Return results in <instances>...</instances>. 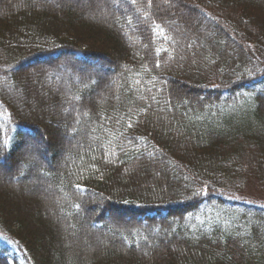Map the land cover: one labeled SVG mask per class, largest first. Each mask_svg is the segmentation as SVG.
<instances>
[{"label": "trees", "instance_id": "16d2710c", "mask_svg": "<svg viewBox=\"0 0 264 264\" xmlns=\"http://www.w3.org/2000/svg\"><path fill=\"white\" fill-rule=\"evenodd\" d=\"M257 185L264 0H0V264H264Z\"/></svg>", "mask_w": 264, "mask_h": 264}, {"label": "rangeland", "instance_id": "374dc122", "mask_svg": "<svg viewBox=\"0 0 264 264\" xmlns=\"http://www.w3.org/2000/svg\"><path fill=\"white\" fill-rule=\"evenodd\" d=\"M200 16H202L200 18L203 19L204 22H207V19L203 15H200ZM204 18H205V20H204ZM56 80H58V78H56L54 76V78L53 77L48 78L47 82L52 83L53 81H56ZM71 91H72V88L69 87V92H71ZM67 97H68V95H67ZM75 97H76V95L74 94V96H71L70 98L74 99ZM56 123H57V125H63L64 124V122H56ZM72 132H74V131L71 129V133ZM30 182H32V180L25 181L26 184L22 185V188H25V186L28 185L30 187V192L31 193H35V194L46 193L45 190H43V185L44 184H46V186L49 185L51 187V185L48 184L47 181L46 182L42 181L40 183H35V182L30 183ZM249 192H250L249 196L245 195V196H242V197L247 198V199L248 198H259V199L264 200V188L262 189L260 186L257 185V186L251 187L249 189ZM38 198H41V197L38 196Z\"/></svg>", "mask_w": 264, "mask_h": 264}, {"label": "snow or ice", "instance_id": "6c2138e0", "mask_svg": "<svg viewBox=\"0 0 264 264\" xmlns=\"http://www.w3.org/2000/svg\"><path fill=\"white\" fill-rule=\"evenodd\" d=\"M133 2H135V0H133ZM156 27L160 32H163V29L159 25H157Z\"/></svg>", "mask_w": 264, "mask_h": 264}]
</instances>
